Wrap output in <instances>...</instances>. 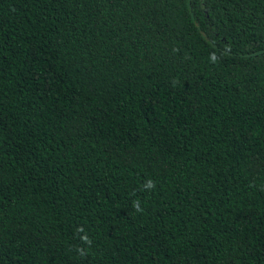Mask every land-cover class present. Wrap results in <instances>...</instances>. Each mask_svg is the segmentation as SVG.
<instances>
[{
    "label": "trees",
    "instance_id": "1",
    "mask_svg": "<svg viewBox=\"0 0 264 264\" xmlns=\"http://www.w3.org/2000/svg\"><path fill=\"white\" fill-rule=\"evenodd\" d=\"M0 264H264V0H0Z\"/></svg>",
    "mask_w": 264,
    "mask_h": 264
},
{
    "label": "clouds",
    "instance_id": "2",
    "mask_svg": "<svg viewBox=\"0 0 264 264\" xmlns=\"http://www.w3.org/2000/svg\"><path fill=\"white\" fill-rule=\"evenodd\" d=\"M154 185L152 184V182H148V185L147 187H153ZM137 208H138V205H137Z\"/></svg>",
    "mask_w": 264,
    "mask_h": 264
}]
</instances>
